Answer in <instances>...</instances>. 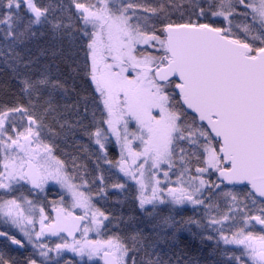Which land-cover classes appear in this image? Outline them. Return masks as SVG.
Wrapping results in <instances>:
<instances>
[{"label": "snow or ice", "instance_id": "1", "mask_svg": "<svg viewBox=\"0 0 264 264\" xmlns=\"http://www.w3.org/2000/svg\"><path fill=\"white\" fill-rule=\"evenodd\" d=\"M0 73V264H264V0H0Z\"/></svg>", "mask_w": 264, "mask_h": 264}, {"label": "trees", "instance_id": "2", "mask_svg": "<svg viewBox=\"0 0 264 264\" xmlns=\"http://www.w3.org/2000/svg\"><path fill=\"white\" fill-rule=\"evenodd\" d=\"M3 75V73H0V79L3 78ZM189 235H187V233H181L173 250L182 255L185 260H195L200 262V264H204V262L209 259V247L202 244L198 238H195L192 235L190 236V239Z\"/></svg>", "mask_w": 264, "mask_h": 264}, {"label": "flooded vegetation", "instance_id": "3", "mask_svg": "<svg viewBox=\"0 0 264 264\" xmlns=\"http://www.w3.org/2000/svg\"><path fill=\"white\" fill-rule=\"evenodd\" d=\"M188 215H190L191 213L189 212V213H187ZM183 234L184 233H187V235H189V233L188 232H182ZM191 235H189V238L191 239V237H190Z\"/></svg>", "mask_w": 264, "mask_h": 264}]
</instances>
